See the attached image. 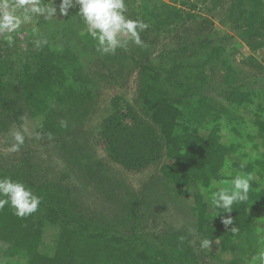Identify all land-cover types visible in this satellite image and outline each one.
<instances>
[{
    "label": "trees",
    "instance_id": "16d2710c",
    "mask_svg": "<svg viewBox=\"0 0 264 264\" xmlns=\"http://www.w3.org/2000/svg\"><path fill=\"white\" fill-rule=\"evenodd\" d=\"M186 2L192 10L203 5L201 11H206L208 3L213 9H221L225 4L224 0ZM73 11V8L69 9V18L74 15ZM220 12L217 9V14ZM227 13L248 50L252 53L261 51L264 60V0H230ZM187 17H191L190 14L177 7L175 0L171 3L133 0L130 3L129 18L143 19L149 24L140 34L148 47L159 38H168ZM202 20L205 22V18ZM182 42L179 38L177 45ZM198 43L204 59L188 66L170 60V56L167 57L168 65L151 66L135 59V52L118 49V60L131 58L137 67L138 104L142 114L125 108L108 115L100 126L99 141L103 142L109 159L127 170L140 171L157 166V179L164 183L165 189L173 190L175 195L192 197L190 210L200 240L212 241L222 264H243L255 234L250 211L264 207V188H259V180H264V159L244 161L246 153H237L241 144L227 145L221 138L219 125H208L209 117L216 122L227 111L222 102L216 103L204 93L205 67L225 66L227 61L222 58L224 46L203 39ZM176 50L184 51L185 48ZM139 51L137 48L136 52ZM169 51L174 53L173 49ZM139 54L146 56L142 52ZM74 58L66 49L62 53L46 48L23 50L16 38L12 46L5 39L0 40V133L5 134L8 129L2 118L3 101L11 96L21 103L31 118L39 121L40 133L45 136L51 133L62 148L68 145L65 143L68 129L55 122L47 101L52 99L72 108L85 103L87 97L80 92L67 88L63 92L55 90L63 87L65 82L60 62H72ZM225 68L224 82L229 86L231 67L226 65ZM222 94L228 106L239 109L240 115L248 114V120L256 125L252 137L254 148L264 147V90L259 96L238 88H228ZM243 103L246 105L241 106ZM203 107V117L193 126L194 115ZM202 120L206 121L207 127L203 128ZM238 120L237 125L243 127L245 121L242 117ZM232 130L239 135L240 131ZM228 160L234 174H253L249 199L234 204L229 213L214 207L210 211L212 193L218 189L208 195H204L203 190L221 180H229L223 174ZM20 170L15 167L12 171H0V176L26 184L41 197V204L37 212L24 218L17 217L8 205L0 210V264H201L187 234L172 232L148 239L143 231H137L141 225L138 210L121 216L120 224L117 220H107L103 214L85 216L69 198L67 188L45 179L32 177L27 180L25 172ZM86 170L89 178L94 180L90 168ZM145 202L142 195V209L148 207ZM229 217L233 224L226 227L222 220ZM119 226H128V230L121 231ZM234 226L239 229L235 234L231 231Z\"/></svg>",
    "mask_w": 264,
    "mask_h": 264
},
{
    "label": "rangeland",
    "instance_id": "374dc122",
    "mask_svg": "<svg viewBox=\"0 0 264 264\" xmlns=\"http://www.w3.org/2000/svg\"><path fill=\"white\" fill-rule=\"evenodd\" d=\"M132 1L126 0L128 16ZM163 1L171 3L172 0ZM182 1L186 4L183 5ZM224 1L221 9H213L208 3L206 11H201L203 5H197V9L192 10L187 7L186 0H175L176 6L181 7L185 14L189 13L191 17H187L184 24L168 38H159L150 47H138L130 43L128 49L129 52H135V59L157 67L160 63L163 66L168 65V56L170 60L183 62L184 66L203 60L204 55L201 54L198 43L200 39L224 46L222 58L227 61L225 66L231 67L230 85L227 86L224 82L227 73L225 66L208 65L205 67L206 83L203 90L208 99H213L216 103L222 102L227 112L216 122L209 117L208 125H219L221 138L227 145L234 143L238 146L240 143L242 148L238 147L237 153H246L244 161L261 157L264 159V147L260 145L254 148L252 137L256 132V125L248 120V114L244 112L240 115L239 109L228 106L225 95L222 94V91H227L228 88H238L240 91L255 92L259 96L260 91L264 90L262 52L252 53L248 50L240 38L239 31L227 18L230 0ZM59 2L60 0H55L57 8ZM217 9L222 12L217 14ZM73 10L74 15L70 18L59 14L57 20L52 22L40 18L38 27L42 35L39 37L33 35L31 25L14 34L23 50L37 49L34 41L46 37L48 44L40 49L46 48L59 53L66 49L75 57L72 62H60L65 82L63 87H56L55 90L63 92L67 88L80 92L87 97L85 103L78 108H72L57 104L52 99L47 101L55 122L59 126L62 120L67 122L69 135L66 136L63 131H60V134L66 136L65 143L68 145L62 148L56 139L49 140L40 133L39 121L31 118L18 100L7 96L3 101L2 118L8 129L5 134L0 133V171H12L13 168L19 167L20 172H25L27 180H32L30 178L33 177L64 186L69 191V198L79 206L85 216L103 214L107 220H117L120 224L119 220L123 219L121 216L138 210L141 225L137 231H143L146 238L156 239L172 232L185 233L190 237L191 245L201 264H222L217 258L216 246L210 244V249L200 247L201 240L196 233L195 217L190 210L191 196L175 195L173 190L165 189L164 183L157 179V166L140 171L127 170L110 160L105 153L104 144L99 141V129L104 118L116 110L125 108L142 114L138 104L137 67L131 58L118 60L116 57L120 56V53L117 51L114 55H101L96 50V42L87 35L83 22L76 14L78 8ZM192 14L195 17H192ZM202 18H205V22L201 21ZM179 38L183 39V42L178 46ZM1 39L4 37L0 36ZM179 47L185 50H176ZM137 48L139 53L142 52V55L146 56H139ZM170 49H173L174 53H170ZM256 102L257 100L254 101ZM244 105L246 103L241 106ZM204 110L205 107L194 115V121L191 122L193 126L199 123ZM239 117L245 121V128L237 125ZM202 121L203 128L207 127L206 121ZM232 128L240 131L239 135L235 134ZM17 130L23 132L25 142L19 151L12 152V134ZM37 133H40V138H37ZM71 158H75L74 161ZM85 165L88 167H84ZM229 167L228 160L223 174L231 180L232 175L240 173L234 174ZM86 168H90L94 180L89 178ZM218 187L225 185L213 184L209 189L203 190V194L208 195ZM261 187L264 188V180H259V188ZM142 195L146 199L144 204L148 205L145 209H142ZM209 210L213 211V207L210 206ZM250 212L255 234L251 250L243 258V264H260V261L253 260V257L264 251V207L251 209ZM119 227L121 231L128 230V226Z\"/></svg>",
    "mask_w": 264,
    "mask_h": 264
},
{
    "label": "clouds",
    "instance_id": "9594fccd",
    "mask_svg": "<svg viewBox=\"0 0 264 264\" xmlns=\"http://www.w3.org/2000/svg\"><path fill=\"white\" fill-rule=\"evenodd\" d=\"M72 8H78L76 14L83 22L87 35L96 42V50L101 55H114L117 49L127 51L130 43L138 47L147 46L140 34L148 29L149 24L143 19L129 18L126 0H60L58 8L55 0H0V36L12 46L15 43L14 34L31 25L33 35L39 37L42 35L38 27L40 18L52 22L57 20V14L68 16ZM34 43L40 49L48 44V39H36ZM60 123L62 127H67L66 121ZM12 136L14 143L11 151L17 152L25 142V135L17 130ZM36 136L40 138V133ZM47 138L51 140L52 134L47 133ZM253 179L252 173H246L238 174L231 180H221L219 184L225 187H218L212 193L211 207L229 213L234 204L248 201ZM40 204L41 197L26 184L0 176V210L8 205L17 217L24 218L37 212ZM222 223L227 227L233 224V220L225 218ZM231 231L235 234L239 229L234 226ZM211 243L210 239L205 238L200 247L210 249ZM257 259L264 264V251L253 257V260Z\"/></svg>",
    "mask_w": 264,
    "mask_h": 264
}]
</instances>
